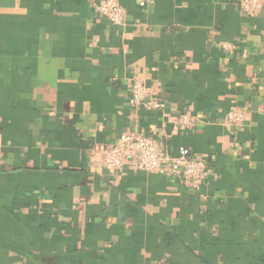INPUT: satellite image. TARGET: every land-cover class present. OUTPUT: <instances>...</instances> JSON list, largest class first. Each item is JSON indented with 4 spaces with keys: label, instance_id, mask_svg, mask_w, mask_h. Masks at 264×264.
<instances>
[{
    "label": "crops",
    "instance_id": "1",
    "mask_svg": "<svg viewBox=\"0 0 264 264\" xmlns=\"http://www.w3.org/2000/svg\"><path fill=\"white\" fill-rule=\"evenodd\" d=\"M97 1L0 0V264H264V9L113 0L112 26ZM133 79L165 108L131 105ZM128 134L204 178L104 166Z\"/></svg>",
    "mask_w": 264,
    "mask_h": 264
},
{
    "label": "built area",
    "instance_id": "2",
    "mask_svg": "<svg viewBox=\"0 0 264 264\" xmlns=\"http://www.w3.org/2000/svg\"><path fill=\"white\" fill-rule=\"evenodd\" d=\"M139 3L142 7L147 4L144 0ZM94 8L112 26L125 24L127 10L120 3L101 0L95 2ZM263 9L264 0H242V10L249 16L257 15ZM222 47L225 50L231 49L228 44H223ZM130 95V104L136 108H165L164 104L153 98L151 89L142 80L131 81ZM227 119L232 126L240 127L245 117L241 110H234L228 114ZM175 123L179 128L191 130L196 126L197 119L182 114ZM102 164L118 171L129 167L139 172L170 173L180 178L184 185L192 187L198 185L208 169L206 161L192 156L188 149L181 148L179 155L173 157L162 152L154 139L141 134L125 135L116 144L108 146L104 151Z\"/></svg>",
    "mask_w": 264,
    "mask_h": 264
}]
</instances>
